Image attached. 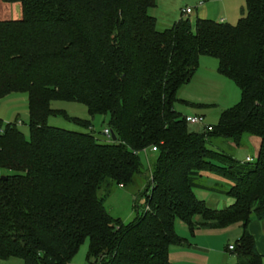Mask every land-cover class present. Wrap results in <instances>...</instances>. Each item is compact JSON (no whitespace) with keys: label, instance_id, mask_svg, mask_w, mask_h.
<instances>
[{"label":"trees","instance_id":"16d2710c","mask_svg":"<svg viewBox=\"0 0 264 264\" xmlns=\"http://www.w3.org/2000/svg\"><path fill=\"white\" fill-rule=\"evenodd\" d=\"M19 3V20L0 21V100L27 96L28 138L0 120V262L71 264L87 241L88 264H170L184 244L175 222L198 228L241 226L237 264H261L252 220H264V0H245L236 25L184 16L158 31L149 14L155 0H0ZM201 57L240 91L211 131L193 130L174 108L178 91ZM53 101L84 105L106 116L116 141L100 143L91 130L48 125L68 118ZM245 137L260 140L256 159L240 162L220 150ZM155 148V152H151ZM154 154L149 175L140 155ZM202 173L231 185L205 186ZM141 180L145 208L125 224L105 209L108 182ZM203 189L234 200L215 211L195 196ZM199 218L196 222L195 218Z\"/></svg>","mask_w":264,"mask_h":264},{"label":"rangeland","instance_id":"374dc122","mask_svg":"<svg viewBox=\"0 0 264 264\" xmlns=\"http://www.w3.org/2000/svg\"><path fill=\"white\" fill-rule=\"evenodd\" d=\"M4 5L0 1V10L5 7ZM186 9L193 10L192 15H190L193 24L196 19H200L202 15H205V19L216 22L223 19L225 23L236 25L246 12V4L245 0H155V8L151 9L149 14L156 19V29L163 31L181 19L182 12ZM204 61H208L207 63H212V65L202 66L201 64L200 70L195 73L187 85L180 88L181 91H178L177 94V99L180 100L183 98L182 91L187 89L186 97L196 98L197 100L188 99L186 102L195 105V107L176 103L174 108L182 117H193V115L203 117L205 126L212 127L218 123L220 114L223 111L239 103L240 91L232 81L216 73L217 61L215 59L205 58ZM50 107L53 110L64 112L68 118L89 121L91 129L80 128L62 117H50L48 119L49 126L73 132L87 133L91 130L98 142H109L103 134L104 130L108 128V117L97 115L91 118L87 108L74 101H53ZM0 120L4 124L17 122L19 130L28 138L27 122L29 114L27 96L25 94H13L8 98L1 99ZM199 128L191 127L193 130H198ZM225 143H220V150L233 154V148L231 149ZM257 148L256 143L247 142V147L244 150L236 151V158L240 160L249 154L251 158L256 159ZM153 159L154 154L150 151L143 152L140 155L143 170L148 175ZM143 185L139 179L135 184L126 188L108 182L100 190L99 197L105 196V209L113 218L127 224L136 218L137 214L141 215L144 211L145 199L141 194L144 189ZM185 227V224L176 220L175 232L178 236L182 233L186 234ZM229 236L224 245L226 243L231 245L236 243L234 235ZM87 251L88 242L85 241L72 258L71 264H88L86 261ZM0 264H23V262L19 259H11L8 262H0ZM209 264H218V261L215 263V259H212ZM228 264H231V261Z\"/></svg>","mask_w":264,"mask_h":264},{"label":"crops","instance_id":"0c3cea01","mask_svg":"<svg viewBox=\"0 0 264 264\" xmlns=\"http://www.w3.org/2000/svg\"><path fill=\"white\" fill-rule=\"evenodd\" d=\"M4 6L5 7H2V9L0 10V21L21 19L22 8L19 3L5 4ZM200 19H205V15H202ZM219 22L225 23L223 19H221ZM205 58L207 57H201L199 59V65L196 72L200 70L201 64L202 66H206L209 64L212 65V63L208 64L207 63L208 61H204ZM216 73H218L217 68H216ZM180 91L181 90H179V92ZM9 96L5 98H8ZM186 96H187V89L182 91L183 98L180 100L182 101H187L188 99H191L193 101L197 100L196 98H192V97L189 98ZM247 142H254L257 144V147L259 148L260 140L256 137H245L243 141V145L240 148L239 147L237 148L232 142H227L225 144H228V146L231 149L233 148L234 152L233 154L230 155H232L236 160H238L236 158V151L244 150L247 147ZM246 157L251 158V156L248 154L243 159L245 160ZM243 159H240L238 161L243 162L244 161ZM201 175L203 177L202 181L207 187L220 185L227 187L226 189H228V187L231 185L228 181L213 174L202 173ZM194 193L197 199L203 201L208 208L215 211L225 210L234 203V200L232 198L222 193H214L203 189H197L195 190ZM195 221L198 222L199 218L198 217L195 218ZM185 228H186L185 231L186 234L185 233L180 234L181 238L182 236H184L182 238L185 241L184 244L179 247L178 246L172 247L169 250L170 264H209L212 261V259H215V263L216 261H218V264H228L230 261L231 264H237L238 259L234 253V249L229 250V246L235 247L236 243L234 245H231L229 243H226L224 245V243L227 240V238L230 237L229 235H234L235 242L239 240L242 233L241 226L239 224H234L224 229L198 228L194 231L193 234L189 233L187 226ZM248 231L254 239L257 253L261 256V264H264V220L263 221L252 220L248 226Z\"/></svg>","mask_w":264,"mask_h":264},{"label":"built area","instance_id":"2783aa9c","mask_svg":"<svg viewBox=\"0 0 264 264\" xmlns=\"http://www.w3.org/2000/svg\"><path fill=\"white\" fill-rule=\"evenodd\" d=\"M192 13H193V10L192 9H186L185 11H183V15L184 16H190ZM184 119H185V122L189 126L200 127L204 131H211L212 130V127L211 126H205V124L203 123L204 122L203 117L193 116V117H184ZM103 134L108 139V141L111 140L109 128H106L104 130V133ZM155 151H156L155 148H151V152H155ZM243 162H245V163H251V162H253V159H251L249 157H246ZM233 249H234L233 246H229V250H233Z\"/></svg>","mask_w":264,"mask_h":264},{"label":"water","instance_id":"95a60500","mask_svg":"<svg viewBox=\"0 0 264 264\" xmlns=\"http://www.w3.org/2000/svg\"><path fill=\"white\" fill-rule=\"evenodd\" d=\"M110 136H111L112 142H115L116 141V137H115V134L112 131H110Z\"/></svg>","mask_w":264,"mask_h":264}]
</instances>
